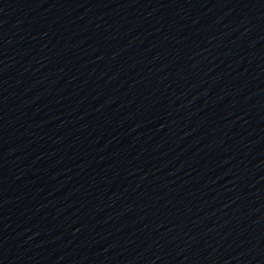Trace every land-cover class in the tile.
Instances as JSON below:
<instances>
[{
  "label": "water",
  "instance_id": "95a60500",
  "mask_svg": "<svg viewBox=\"0 0 264 264\" xmlns=\"http://www.w3.org/2000/svg\"><path fill=\"white\" fill-rule=\"evenodd\" d=\"M220 139L255 264H264V0H164Z\"/></svg>",
  "mask_w": 264,
  "mask_h": 264
}]
</instances>
